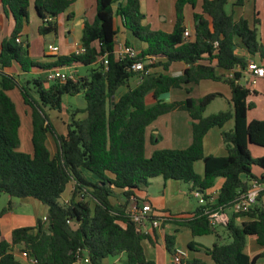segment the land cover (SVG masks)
I'll use <instances>...</instances> for the list:
<instances>
[{"label":"trees","instance_id":"obj_1","mask_svg":"<svg viewBox=\"0 0 264 264\" xmlns=\"http://www.w3.org/2000/svg\"><path fill=\"white\" fill-rule=\"evenodd\" d=\"M196 1L176 0L175 25L166 33L142 23L140 0H96L95 20L86 22L82 30L85 52L45 55L53 61L40 63L32 60L24 34L30 22V0H0V31L6 21L12 24L9 35L0 42V197L10 198L0 219L13 211V199H33L48 208L46 220L39 219L34 228H15L10 240L4 238L0 224V264H28L17 258L16 251L27 252L38 264H84L87 258L92 264H106L107 259L122 254L127 264H154L147 259L143 245L152 241L151 236L139 231L129 209L134 201L144 202L139 194L160 177L187 184L191 194L199 191L208 201L209 192L222 179L214 203L199 205L181 225L193 237L217 236L218 241L207 249L215 264H257L264 258V252L254 258L246 252L250 237L264 248V191L248 211H234L239 197L251 191L252 181L264 183V157L254 158L250 148H264V121H248V113L256 108L249 102L254 92L243 81L249 62L236 54L239 40L248 53L264 57L259 21L254 27L245 19L236 21L225 10L228 0H204L202 13L194 14V32L185 38V9L188 5L195 8ZM245 2L236 0L235 6L242 7ZM72 3L35 0L39 35L58 34V19ZM115 16L145 44L140 52L129 41L123 44L137 51L134 58L116 54ZM180 62L187 66L184 72L169 75L171 66ZM136 63H143L150 73L135 71ZM73 65L83 67L86 75L65 83L48 79L50 70ZM13 67L16 74L10 72ZM156 68L161 72L151 73ZM134 77L140 81L132 88L129 83ZM202 81L228 85L232 107L205 117L219 94L173 102L160 99L175 89L184 88L190 94L188 86ZM123 87L128 90L117 100ZM17 88L32 112V155L18 151L21 120L9 96ZM79 94H84L87 103L86 118L73 120L66 135H56L46 111L61 110L65 95ZM149 95L155 100L151 107L146 102ZM176 111L187 112L193 120L191 145L156 150L147 158L148 127L160 116ZM229 122L233 128L222 132L227 154L206 156L207 134ZM52 133L56 135L54 153L47 144ZM198 161L205 166L203 177L194 170ZM208 208L227 214L226 224L212 226L205 214ZM219 227L225 230L227 242L221 240ZM165 241L167 252L174 257L176 237L166 236ZM183 264L207 263L195 259Z\"/></svg>","mask_w":264,"mask_h":264},{"label":"crops","instance_id":"obj_2","mask_svg":"<svg viewBox=\"0 0 264 264\" xmlns=\"http://www.w3.org/2000/svg\"><path fill=\"white\" fill-rule=\"evenodd\" d=\"M70 1L73 2L71 7L63 15H61L60 18L58 19L59 28L62 27L64 30V34H65V38H64L65 47L64 49H60L59 56H67L69 55L68 53L69 51H70V54L77 53L78 49L81 48L82 30H83L85 23L86 22L93 23L96 17V3H97L96 0H70ZM203 2L204 0H197L195 8L190 5L186 6L184 25L187 31L190 33V35L194 32V28H195L194 14L202 13ZM175 3H176V0H140V11L144 15L143 20L146 22V25H149L151 29L154 31H162L166 33H171L173 31L175 21H176L175 20ZM32 4L34 8L33 11H34L35 17L37 18L38 27H39L40 20L35 11V6H34L35 0H30V10H31ZM235 4H236V0H228V4L225 7L227 14L232 15L236 21L245 19L246 21H248L250 26L252 25V22L255 25V21L258 20L259 24L257 25V29H258V26H260L258 29V36L261 42L264 44V0H246L245 5L242 7L235 6ZM69 16H71V18ZM30 18H32L31 11H30ZM5 25L6 26L8 25L9 33H10L12 24L6 21ZM114 27L118 31V38H117L119 42L118 46L129 41L131 45L138 52H140L141 50L145 48V44L139 43L141 41L136 39L134 35L132 34V32L128 31L125 28L121 17L115 16ZM251 27H254V26H251ZM123 29L127 31L125 38H122L121 36V31H123ZM7 35L9 34L7 33ZM50 44L56 45L54 43H50ZM237 45L238 46L236 48V54L239 57L246 59L249 63L256 62L258 65L264 67V57L262 58L260 54L251 55L250 53H248L247 49L240 43L239 40H237ZM72 47L73 49H70ZM75 48H76V51H74ZM45 50H46V47H45ZM45 50L43 54L44 56L46 55ZM116 54H117V50H116ZM153 59L154 61H157L156 58H153ZM50 61H53V59H51ZM176 64H180V66H176ZM186 67H187L186 64L182 62L175 63L171 66L170 70L168 71V74L172 76L181 75L186 69ZM61 69L62 70L70 69L74 71L76 77L86 75L84 68L81 67L80 65H73V66L65 67ZM10 71L15 74L18 72L16 67H13ZM160 72H161L160 68L151 69V73H160ZM230 75H232V73L228 74V76ZM244 75L245 76L243 78V81L254 92V94L251 97H249V102L255 103L256 108H257L258 106L257 102H260L262 100V97H264V78L260 79L257 85L254 86V88H252V86L249 84L248 76L246 74ZM134 78L138 79V82H137L138 84L140 81V78L138 77H134ZM209 82H213V81H209ZM215 83H221V82H215ZM199 84H194V85H199ZM194 85H190L188 86V88L192 91V86ZM125 88L127 91L128 88L127 87ZM176 90H184L186 92V89L184 88L175 89V90H172L162 95L160 99H162L163 101L166 100L165 102L181 101V100H175L174 98H170L171 94L174 93V91ZM229 91H230V88H229ZM124 93L119 94V91H118L116 95V99L118 100ZM187 97H191V93L187 94ZM195 99H199V98H195ZM230 100H231V91H230V99H229V109L232 107ZM154 103H155V100H154ZM159 119H166V123H164L165 125L164 130H162V128L157 127L155 125L159 121ZM252 120H255V119H252ZM258 120L264 121L263 119H258ZM192 125H193V120L191 119L190 115L185 111H176V112H171V113L160 116L147 129L146 144H147V141H149L150 144L153 145L154 147L152 151L149 153V155L147 156L146 154V156L149 158L152 156V154L156 150H162L160 149V146L164 144L167 136H168L167 144H169V146H171L172 149L188 148L192 143ZM227 125H228V129L225 130V127ZM232 128H233V122H229L228 124L224 126V128L216 127L207 134V136L204 139V153L206 156L223 157L227 154L226 149L224 147L225 145L222 140V132L229 131ZM212 139L214 140V142H216V144L218 142V145H217L218 147L216 151H214L213 153H209L208 149L206 150V147H207V144L210 143ZM49 141H51L50 136L47 141L48 147H49ZM220 141L222 144L220 143ZM51 145L53 149H50V150L54 153L56 143L51 141ZM164 149H167V148H164ZM261 157H264V155H262ZM198 162L203 163V161H198ZM203 171L205 172L204 163H203ZM219 180L220 181L218 183L221 186L223 183V180L222 179H219ZM157 185L158 187L162 186L161 191H163V195L160 194L161 191L157 192V194H154V195L151 194L150 191L148 190L149 187L146 189V191L141 192L139 194V197L141 199H143L146 202H149L152 205L154 211L159 212V213L160 212L164 213L165 218L167 219V220H164V222L162 223L159 229H151L150 227H148L149 229L148 235L151 236L152 241L147 242L149 245L151 257L149 256V252H147L144 246L147 259L150 261H153L154 264H168V260L165 256V253H168L166 249V241H165L166 236H175V237L186 236V238L190 240L187 247L185 248L180 247V243H178V246L176 243V246H175V250L181 249L187 252V256L184 258L183 262L186 263L188 261L197 259V260L204 261L207 264H215L211 256L208 254L207 249L212 248L214 244L218 241L217 236L207 235V236L193 237L191 234V231L188 228L182 226L180 222L181 220L191 218L193 212L199 206V204L197 205L195 209H193L192 206L188 202L185 201L186 195L188 196V193H185L183 191L182 186H181L183 185V183H180L178 181H173V180L165 181L163 179V182H160V183L157 182ZM220 186L218 188H220ZM190 187L191 186H189V188ZM217 191L218 189L216 190V192L215 191L209 192V194H213L216 196ZM23 200L29 201L35 207L37 206L40 207V210H39L40 217L37 219H34L31 225L21 226L19 224L17 225V221L15 220V218L11 219L12 222L9 220H6L5 222L6 224H4L5 216H6L5 214L0 219V224H1L2 232H3V236L6 240H10L12 231L15 228H23V227H31V226L36 227L39 219L45 220V218L47 217L48 208L46 206L42 205L40 202L33 200V199H23ZM263 203H264V199H263ZM173 212H176V213H173ZM11 217H14V216L11 215ZM6 228L7 230H5ZM219 228L220 229H218V232H219V235L222 237V239L221 238L220 239L223 242H227L229 239L227 237L225 230L222 227H219ZM176 242H178V240ZM191 243H193L192 248L189 247ZM162 252H164V254H162ZM246 252L251 258H254L256 256H260L264 252V248L258 245L255 237H250L248 239V245H247ZM15 255L22 262L26 263L20 257L18 251L15 252ZM172 260H173V257H172ZM105 263L106 264H127V258L124 254H122L118 257L107 259ZM173 264H175L174 260H173ZM257 264H264V258H260L257 261Z\"/></svg>","mask_w":264,"mask_h":264},{"label":"rangeland","instance_id":"obj_3","mask_svg":"<svg viewBox=\"0 0 264 264\" xmlns=\"http://www.w3.org/2000/svg\"><path fill=\"white\" fill-rule=\"evenodd\" d=\"M33 9L34 8L32 4L31 10H30L32 18H30V22L25 28V31H24L25 37L27 38V41L30 45V53H31L32 60L38 61L40 63H47V62H50L51 59L44 58L43 54H44L45 47L47 49V46L50 43H54L60 49H64L65 47L64 30L62 27H60L58 30V34H50L47 36L39 35L38 22H37V18L35 17ZM142 23L146 25V22L144 20ZM251 26H254L253 22ZM259 27L260 26H258V29ZM126 32L127 31L125 29L121 31L122 38L126 37ZM7 33L9 34V27L8 25L7 26L4 25L3 30L0 31V42L8 36ZM139 43H142V42H139ZM70 49H73V47ZM119 49L120 48L118 46L117 50L119 51ZM74 51H76V48ZM68 53L70 55V51ZM176 66H180V64H176ZM23 78L24 77L22 76L21 80H23ZM137 82H138V79L134 78L130 80L129 84L133 88L136 86ZM252 88H254V86H252ZM125 91H126V88L123 87L119 90V94L124 93ZM212 93L219 94L220 97H218L215 101H213V103L207 108L205 117H208L212 114L218 113L220 111H226L229 109V99H230L229 88L224 83H215V82H209V81H204V82H201L199 85L192 86L191 97L193 98H201L203 96H206ZM9 96L12 99L13 103L15 104L17 113L21 120V127L19 130L20 146L18 148V151L32 155L33 154V146H32L33 125H32L31 109L30 107L24 104V101L22 98V92L20 91V89L17 88L11 91L9 93ZM33 96L37 98L35 94H33ZM186 97H187V94L184 90H176L170 96V98H174L175 100H184ZM146 102L149 107H151L154 104V100L151 95L147 97ZM257 105L258 106L255 110L248 113V121H251L252 119H255V120L263 119L264 120V97H262V100L260 102H257ZM86 107H87V103L84 98V94H79L75 96L65 95L63 97L61 110H49L48 109L46 111V114L48 116V120L50 121L52 127L55 130V134L59 136L66 135L68 131V126L69 124L72 123L73 120L85 119L87 116ZM164 123H166V119H159V121L155 125L157 127L162 128V130H164L165 129ZM227 129H228V125L225 127V130ZM56 135H54V133L50 135L51 141L55 142ZM51 141H49V147L50 149H53L51 145ZM167 141H168V136L164 144L160 146V149H164V148L172 149L171 146L167 144ZM217 145H218V142L216 144V142H214V140L212 139L210 143L207 144L206 150L208 149L209 153H213L214 151L217 150V147H218ZM153 147L154 146L151 145L149 141H147V144H146L147 156L152 151ZM250 147H251L252 155L254 158L261 157L262 155H264V148L256 146V145H251ZM194 170L196 174H198L199 176L201 177L204 176L202 162H196L194 165ZM254 171L255 173H259V168L255 167ZM219 181H220L219 179L216 181L215 187L211 191L216 192V190L219 189L218 188L220 186V184L218 183ZM157 182L159 183L163 182V179L160 177V178L152 179L150 181L148 190L153 195L157 194V192L162 190L161 188L162 186L158 187ZM181 186H182L183 191L185 193H188V196L186 195L185 201L188 202L192 206L193 209H195L198 205V199L192 196L189 185L183 184ZM68 194L69 193L67 192L63 196L61 200L62 202L64 201L66 197H68ZM160 194L163 195V191H161ZM8 201H9V198L7 195L1 196L0 211L3 210L5 207H7ZM13 202L15 203L14 209L12 212H9L6 214L4 224H6L5 223L6 220L11 221L12 218H15V220L17 221V225L19 224L21 226L23 225L28 226L32 224L34 219H37L40 217V214H39L40 207L38 206L35 207L29 201L21 200V199H13ZM154 213H156V216L158 217H161L162 214H164V213H159L156 211H154ZM173 213H176V212H173ZM11 215H13L14 217H11ZM31 228H34V226H31ZM5 230H7V228ZM177 240H178V242H176L177 246H178V243H180V247H183V248L187 247L188 243L190 242V240L186 238V236L176 237V241ZM144 246L147 252H149V256L151 257L148 243L145 242ZM162 254H164V252H162ZM165 256L168 260V264H173V260H172L173 256L170 255L169 253H165Z\"/></svg>","mask_w":264,"mask_h":264},{"label":"built area","instance_id":"obj_4","mask_svg":"<svg viewBox=\"0 0 264 264\" xmlns=\"http://www.w3.org/2000/svg\"><path fill=\"white\" fill-rule=\"evenodd\" d=\"M185 38H189L191 35L186 30L184 33ZM119 51L117 50L118 56H129L131 58H134L137 56V51L132 47H126L123 44L119 46ZM84 48H79L77 53H84ZM60 54V48L56 45L50 44L47 46L46 49V55L48 56H58ZM152 62V61H151ZM105 64H108L107 61H105ZM133 69L135 71H144L145 74H149L150 70H145L143 63H136L133 65ZM48 79L50 81H60L62 83L67 82L68 80H75L76 75L75 72L68 69V70H62V69H53L50 70L48 73ZM246 74L248 76L249 84L251 86H256L260 79L264 78V67L258 65L256 62H250L246 68V70L243 71V75ZM232 75H230L231 77ZM245 76V75H244ZM264 191V183H260L259 181H252V189L251 191L242 194L238 201L234 205V211L235 212H241V211H248L250 208H252L257 203L258 196ZM192 196L198 199V204L200 206H207L208 203L213 204L215 200V195L211 194L208 195L211 198L209 201L206 199L204 194L200 193L199 191L192 192ZM129 214L131 219L137 224L139 231L148 234L150 227L151 229H159L166 220L165 215L162 214L161 217H158L154 213V209L152 205L149 202H142L141 204L138 202H133L130 209ZM205 214L208 215L210 223L212 226L218 227L221 225L226 224L228 215L225 214L221 210H211L206 209ZM20 257L28 264H38V261L34 258H31L27 252H20ZM187 256V252L181 249L176 250L175 255L173 257L175 264H183L184 258ZM84 264H92L90 260L84 259Z\"/></svg>","mask_w":264,"mask_h":264}]
</instances>
